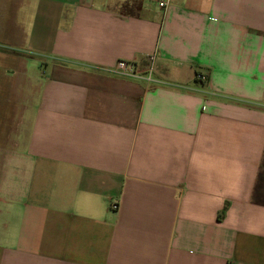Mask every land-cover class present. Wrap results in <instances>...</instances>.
Segmentation results:
<instances>
[{
    "label": "crops",
    "instance_id": "0c3cea01",
    "mask_svg": "<svg viewBox=\"0 0 264 264\" xmlns=\"http://www.w3.org/2000/svg\"><path fill=\"white\" fill-rule=\"evenodd\" d=\"M9 10L0 264H264V0Z\"/></svg>",
    "mask_w": 264,
    "mask_h": 264
},
{
    "label": "rangeland",
    "instance_id": "374dc122",
    "mask_svg": "<svg viewBox=\"0 0 264 264\" xmlns=\"http://www.w3.org/2000/svg\"><path fill=\"white\" fill-rule=\"evenodd\" d=\"M11 0H0V22L5 20L7 17V13L10 11ZM0 54V174L1 169H4L5 166V153L6 148L10 146L7 143V136L12 134V132L16 129L20 128V111L16 109L21 105L20 96L11 94V86L10 83L13 80L10 70L14 67L11 65V61L6 56H2ZM30 70L38 73L40 72V65L31 67ZM17 104V106H16ZM3 177L0 175V180ZM4 198V196L0 193V199Z\"/></svg>",
    "mask_w": 264,
    "mask_h": 264
},
{
    "label": "built area",
    "instance_id": "2783aa9c",
    "mask_svg": "<svg viewBox=\"0 0 264 264\" xmlns=\"http://www.w3.org/2000/svg\"><path fill=\"white\" fill-rule=\"evenodd\" d=\"M150 1L157 4L160 8L166 9L173 0H145ZM156 59V55H150L148 57V65L143 69L138 66L135 61L127 60V59H119L112 71L117 75L129 77V78H139V79H147L148 81H153V73H154V62ZM198 77L200 79H205L204 74H199ZM115 208H118V204H115Z\"/></svg>",
    "mask_w": 264,
    "mask_h": 264
}]
</instances>
